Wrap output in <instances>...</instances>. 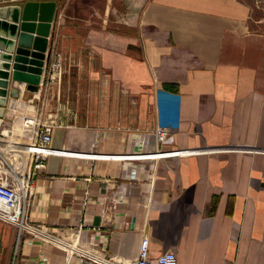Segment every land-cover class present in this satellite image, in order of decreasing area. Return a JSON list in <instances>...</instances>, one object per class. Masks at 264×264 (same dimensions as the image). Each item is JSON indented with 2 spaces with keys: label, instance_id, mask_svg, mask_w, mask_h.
Wrapping results in <instances>:
<instances>
[{
  "label": "crops",
  "instance_id": "crops-1",
  "mask_svg": "<svg viewBox=\"0 0 264 264\" xmlns=\"http://www.w3.org/2000/svg\"><path fill=\"white\" fill-rule=\"evenodd\" d=\"M27 0H0V6ZM55 3L36 92L8 79L0 129L51 125L22 230L0 221V264H264V26L244 0ZM52 62L57 63L51 77ZM33 112V115H26ZM177 156L120 155L152 147Z\"/></svg>",
  "mask_w": 264,
  "mask_h": 264
},
{
  "label": "built area",
  "instance_id": "built-area-1",
  "mask_svg": "<svg viewBox=\"0 0 264 264\" xmlns=\"http://www.w3.org/2000/svg\"><path fill=\"white\" fill-rule=\"evenodd\" d=\"M57 63L52 62L50 75L54 77ZM51 125L35 123L33 117H23L17 130L0 129V221L16 227L19 237L22 230L37 231L41 227L27 223L26 211L34 191V175L43 165L46 156L65 152L49 147ZM155 147L143 153L120 155H96L70 153L83 157L116 159L154 158L177 156L184 151L159 147L171 142V128L167 124H156L152 131ZM132 264H176L174 253L163 250L154 257L148 254V238L141 236L137 245L136 258Z\"/></svg>",
  "mask_w": 264,
  "mask_h": 264
},
{
  "label": "water",
  "instance_id": "water-1",
  "mask_svg": "<svg viewBox=\"0 0 264 264\" xmlns=\"http://www.w3.org/2000/svg\"><path fill=\"white\" fill-rule=\"evenodd\" d=\"M55 15L52 1L27 0L22 6H0V123L6 97H17L14 87L7 90L8 79L23 82L29 92L37 91Z\"/></svg>",
  "mask_w": 264,
  "mask_h": 264
},
{
  "label": "rangeland",
  "instance_id": "rangeland-1",
  "mask_svg": "<svg viewBox=\"0 0 264 264\" xmlns=\"http://www.w3.org/2000/svg\"><path fill=\"white\" fill-rule=\"evenodd\" d=\"M250 5L251 8V19L261 20L260 26H264V0H244ZM26 115H33V112H26ZM35 123H40L38 116L33 117Z\"/></svg>",
  "mask_w": 264,
  "mask_h": 264
}]
</instances>
